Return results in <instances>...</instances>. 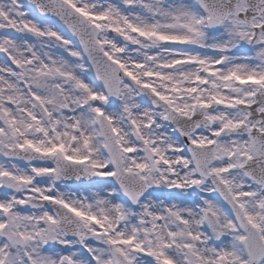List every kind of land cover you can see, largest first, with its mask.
I'll list each match as a JSON object with an SVG mask.
<instances>
[{
  "label": "snow or ice",
  "instance_id": "snow-or-ice-1",
  "mask_svg": "<svg viewBox=\"0 0 264 264\" xmlns=\"http://www.w3.org/2000/svg\"><path fill=\"white\" fill-rule=\"evenodd\" d=\"M122 3L0 2V264H264V0Z\"/></svg>",
  "mask_w": 264,
  "mask_h": 264
},
{
  "label": "rangeland",
  "instance_id": "rangeland-1",
  "mask_svg": "<svg viewBox=\"0 0 264 264\" xmlns=\"http://www.w3.org/2000/svg\"><path fill=\"white\" fill-rule=\"evenodd\" d=\"M0 2H5V0H0ZM100 2L103 3V2H105V0H100ZM107 2L116 4V5L120 6L121 8L124 7L122 0H107ZM28 18L31 19L32 17L30 16ZM50 26L54 27L55 25H50ZM7 31L12 32V34L14 36H18V37L24 36V38L27 39L29 41V43H37V38L32 36L31 34L24 35V34H20V33H15L14 30H7ZM4 34H5V30L4 31L0 30V36H2ZM245 46H247V45L245 44L240 49H242V50L245 49ZM73 47L76 48L74 45H73ZM131 47L134 48L135 46H131ZM188 47H190V46H188ZM247 47H248V49H250V46H247ZM240 49H233L230 54L235 55V56H239V57H244V56L252 57L255 55V50H249L251 54L245 55L240 51ZM45 51H51L53 56H63L69 60H75L76 59L73 57H69L68 53L65 52L63 50V48H61L59 46L53 47L51 49L45 48ZM208 54L211 55L212 53L209 52ZM4 59L5 58H4L3 53H0V61H2ZM84 71H85V77L84 78L87 82L88 78H92L91 72L89 71L87 65H86ZM97 84H99V83H97ZM95 103L99 104L100 102H95ZM69 115H70V113H69ZM160 131H163V129H161ZM167 134H172V132L169 129H167ZM129 155H136V154H129ZM142 155H143L142 152L139 153V156H142ZM0 162H4V158L0 157ZM18 163H19L20 167H25V165H26V162H24V161H18ZM37 179H39V178H37ZM102 179H109V178L99 177L98 180H102ZM58 184H59L60 190L65 191V192H68V191L84 192L86 188H87L89 193L97 190L96 187H91V186H89V184L88 185H70V186H66L62 183H58ZM155 187H156L155 191L148 190L151 193V196L148 197V199L153 201V202L162 201L165 204L176 203V204H180V205H184V206H190L193 200L198 199V196L196 195V193L199 192V189H194V188L177 189L174 187L168 188V187L163 186V185L155 186ZM7 191H9V190H4L3 188H0V196H2ZM200 194L201 195H208L207 193H200ZM93 243H95V242H93ZM54 247L56 250H59L63 246L57 244V245H54ZM146 259L151 260L152 258L149 257Z\"/></svg>",
  "mask_w": 264,
  "mask_h": 264
},
{
  "label": "water",
  "instance_id": "water-1",
  "mask_svg": "<svg viewBox=\"0 0 264 264\" xmlns=\"http://www.w3.org/2000/svg\"><path fill=\"white\" fill-rule=\"evenodd\" d=\"M24 2H26L27 4H28V6H29V4H30V0H23ZM53 20L55 21V22H57L70 36H72V33H71V31L68 29V27H67V25H65L62 21H59L58 20V18H55V17H53ZM72 38H74L78 43H79V39L77 38V37H72ZM91 64V63H90ZM92 66V65H91ZM93 70H94V72H95V69L93 68ZM95 75H96V73H95ZM98 82H100L99 80H97ZM101 83V82H100ZM185 140L187 139L186 137H183ZM90 179H96L97 180V178L95 177V178H85V177H80L79 179H77L76 177H70V178H68V179H64L63 181H65V182H67V183H73V182H80V183H87V182H89L90 181ZM152 189H154V186H153V188Z\"/></svg>",
  "mask_w": 264,
  "mask_h": 264
}]
</instances>
